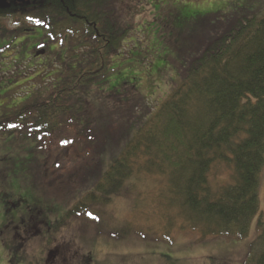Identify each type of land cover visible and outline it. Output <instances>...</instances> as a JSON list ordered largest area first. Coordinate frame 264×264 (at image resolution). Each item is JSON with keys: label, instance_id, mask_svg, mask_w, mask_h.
Returning <instances> with one entry per match:
<instances>
[{"label": "rangeland", "instance_id": "1", "mask_svg": "<svg viewBox=\"0 0 264 264\" xmlns=\"http://www.w3.org/2000/svg\"><path fill=\"white\" fill-rule=\"evenodd\" d=\"M116 2L122 49L76 104L86 112L63 135L75 141L61 145L44 129L0 133V264H244L264 217V173L259 214L241 240L200 239L175 227L174 241H163L166 224L152 197L160 179L147 175L133 177L106 205L71 210L124 144L132 107L142 100L161 106L187 58L213 43L232 15L264 11V0ZM46 33L0 38V114L44 95L64 67L77 65L84 48L73 55L66 41L47 44ZM42 44L47 52L36 56Z\"/></svg>", "mask_w": 264, "mask_h": 264}, {"label": "trees", "instance_id": "2", "mask_svg": "<svg viewBox=\"0 0 264 264\" xmlns=\"http://www.w3.org/2000/svg\"><path fill=\"white\" fill-rule=\"evenodd\" d=\"M116 1L0 0V38L44 28L47 44L66 41L73 55L84 48L44 95L0 114V133L44 129L61 145L75 141L63 135L86 112L76 104L85 103L88 87L122 49ZM232 16L213 43L187 58L180 84L161 106L142 100L132 107L127 116L136 118L124 144L72 213L110 203L125 183L147 175L160 179L152 197L166 224L163 241H174L175 227L200 239L248 236L264 173V11ZM45 45L34 53L47 52ZM258 228L244 264H264V217Z\"/></svg>", "mask_w": 264, "mask_h": 264}, {"label": "water", "instance_id": "3", "mask_svg": "<svg viewBox=\"0 0 264 264\" xmlns=\"http://www.w3.org/2000/svg\"><path fill=\"white\" fill-rule=\"evenodd\" d=\"M44 53V50H41V51H38L37 53H36V55H40V54H43Z\"/></svg>", "mask_w": 264, "mask_h": 264}, {"label": "snow or ice", "instance_id": "4", "mask_svg": "<svg viewBox=\"0 0 264 264\" xmlns=\"http://www.w3.org/2000/svg\"><path fill=\"white\" fill-rule=\"evenodd\" d=\"M13 127H14V125H13ZM65 143H67V142H65ZM92 214L91 213H89V216H91Z\"/></svg>", "mask_w": 264, "mask_h": 264}]
</instances>
